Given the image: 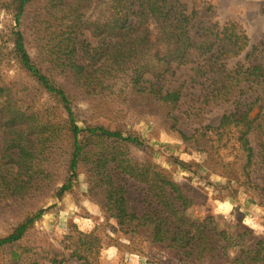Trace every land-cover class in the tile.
<instances>
[{
	"label": "trees",
	"instance_id": "16d2710c",
	"mask_svg": "<svg viewBox=\"0 0 264 264\" xmlns=\"http://www.w3.org/2000/svg\"><path fill=\"white\" fill-rule=\"evenodd\" d=\"M0 7L15 23L0 47V218L14 222L0 238L2 264H100L103 243L95 232L75 230L63 252L27 243L46 213L36 196L60 200L80 167L104 217L116 222L111 233H122L131 253L143 254L145 243L182 264H264V239L239 224L221 227L219 216L192 217L196 203L184 185L157 164L131 157L130 148L145 142L96 116H108L102 113L107 101L118 105L117 118L121 106L140 102L164 109L175 129L186 86H199L202 106L233 111L193 138L214 143L209 157L228 184L264 191L251 176L256 166L264 171V63L237 22H202L194 34L203 11L180 0H0ZM249 48L243 61L228 66ZM12 63L20 71L16 79L2 74ZM181 67L191 75L172 88ZM80 100L92 113L83 127ZM229 144L237 151L231 162L218 156ZM130 180L145 189L141 214L128 198Z\"/></svg>",
	"mask_w": 264,
	"mask_h": 264
},
{
	"label": "rangeland",
	"instance_id": "374dc122",
	"mask_svg": "<svg viewBox=\"0 0 264 264\" xmlns=\"http://www.w3.org/2000/svg\"><path fill=\"white\" fill-rule=\"evenodd\" d=\"M180 1L189 10L195 7L203 11L193 30L194 34L201 27L202 22L212 21L224 25L228 21H235L248 35L251 47H259L257 61L264 63V0ZM204 8L209 10L204 12ZM28 24V19L25 17L24 26ZM14 26L13 16L0 7V47L6 48L3 44L8 42L10 30ZM250 50L251 48L240 57L229 61L228 66L231 68L243 61ZM30 52L34 56V49L30 48ZM189 69L190 67H181L177 70L175 77L170 80L172 88L188 80L191 75ZM18 73H20L18 67L13 63L9 66L5 65L2 71L5 77L12 79L18 78L16 77ZM200 90L199 86H186L185 97L175 114L178 119L175 129L172 128L173 123L167 118L164 109L140 102L121 106L123 114L121 113L117 118L112 114V110L118 111V105L112 106L113 103L107 101L103 103L106 106L102 113L107 112L108 116L96 115L97 120L113 129L120 127L125 136L134 135L145 142L142 147L130 148L131 157L140 163L149 161L157 164L168 171L176 183L184 185L196 203L189 210L192 217L201 219L209 215L219 216L224 219L221 227L239 224L251 229L254 237L264 239V206L259 203L260 199L264 198V191H249L240 188L235 182L228 184V180L222 176L220 166H216L209 157L208 151L214 143L193 138L197 131H202L207 126H218L222 116L233 111L231 105L202 106L195 96ZM77 105L81 110L78 125L83 127L84 121L90 119L92 113L88 111L87 102L80 100ZM2 140L3 137L0 135V144ZM215 147H218V144L215 143ZM253 147L256 153L262 151L260 142L253 141ZM236 155L237 151L232 144L219 149L218 156L227 162L234 161ZM214 167L217 168L215 172ZM84 172V168L80 167L79 178L73 189L60 200L52 198L50 194L46 198L44 194L36 196L46 209V213L31 230L27 241L29 245L38 249L43 247L45 250L63 252L66 247H70L71 241L68 237L75 230L85 234L95 232L103 243L99 256L100 264H158L154 257L161 261L159 264H182L172 256L151 249L145 243L141 246L144 249L143 254L131 253L127 248V238L120 232L111 233V227L116 226V222L104 217L100 205L101 199L89 191V183ZM60 174H63V171H60ZM251 176L257 184L264 183L262 167L253 168ZM127 189L132 208L136 213L141 214L145 207L144 187L130 180ZM13 223L12 218H0V238L8 234ZM24 242L26 244V239ZM3 261L4 258L0 255V263L2 264ZM44 264L51 263L45 260ZM64 264L81 263L71 260Z\"/></svg>",
	"mask_w": 264,
	"mask_h": 264
}]
</instances>
